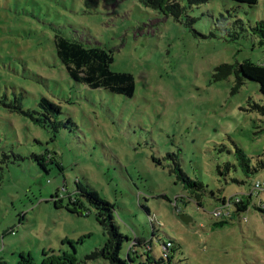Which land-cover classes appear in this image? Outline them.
<instances>
[{
    "label": "rangeland",
    "instance_id": "374dc122",
    "mask_svg": "<svg viewBox=\"0 0 264 264\" xmlns=\"http://www.w3.org/2000/svg\"><path fill=\"white\" fill-rule=\"evenodd\" d=\"M171 1L186 7L178 19ZM221 14L230 29L239 18L250 27L264 19V0H0V264H118L101 255L107 238L94 209L69 210L77 183L115 205L125 236L150 242L151 253L134 248L128 264H264V188L232 224L213 227L231 217L219 209H235L219 198L264 185V117L249 110L250 101L264 105L259 84L246 80L233 94L234 75L213 78L222 63H264V45L224 34ZM58 32L112 49V68L136 78L134 96L74 81ZM43 97L61 107L57 133L33 118H42ZM236 148L258 168L252 175ZM46 152L48 171L33 156ZM175 159L205 185L201 200L170 172Z\"/></svg>",
    "mask_w": 264,
    "mask_h": 264
},
{
    "label": "trees",
    "instance_id": "16d2710c",
    "mask_svg": "<svg viewBox=\"0 0 264 264\" xmlns=\"http://www.w3.org/2000/svg\"><path fill=\"white\" fill-rule=\"evenodd\" d=\"M153 1V0H142ZM161 0H156L159 2ZM208 0H188L189 4H200ZM238 4H245L249 7L257 6L259 0H232ZM166 8L170 14L176 19L180 18L186 7L182 2L171 1L166 4ZM216 28L221 30L224 34H229L231 37L238 39L240 32H247L251 36L258 37V44L264 45V19L252 24L250 27L244 23L243 20L236 19L235 25L230 29L228 27L229 16L221 14L216 18ZM236 27V28H235ZM249 30L253 33L250 34ZM233 30L235 31L233 34ZM56 51L59 59L65 65L70 77L81 84H84L90 88L98 89L104 88L112 93L124 95L127 97H133L136 92V78L134 74L127 71H117L112 68L114 62V51L107 49L106 47L96 44L85 42L81 39L69 37L58 32L55 35ZM231 75L235 76L234 85L232 87V93H237L239 89L246 83V80L254 81L259 84L260 92L264 98V63H256L251 59H245L242 62L237 63H222L215 68L213 78L215 81H223L228 79ZM38 106L41 109L40 115L42 118L33 117L31 112H25L21 110L20 103L14 107L15 110H19L25 114L30 115L38 123L44 124L46 120H49L53 125L55 132H58L60 125L58 116L61 114V107L51 100L43 97ZM249 110L255 111L264 117V105L254 101L249 102ZM236 157L239 166L245 175L250 176L258 170L256 167L251 166V160L243 152L242 149L236 148ZM34 158L39 165L46 171H48V163L53 159L49 152L44 154H34ZM172 158V155H168ZM177 159V156H173ZM173 160L170 172L176 176V179L181 182L184 189L190 191L191 196L196 200H201L205 191V185L197 180L190 178L181 168L177 160ZM158 162V160H157ZM160 164V163H159ZM264 168V164L262 165ZM227 168V167H226ZM254 188L247 193H244L243 198L238 196L231 197L229 201L225 198H219L218 202L221 205L233 204L235 209L228 211L225 215L231 216L229 219H224L213 224L214 228L224 227L225 225L232 224L234 218L240 217V214L247 211L251 205V201L254 194ZM178 199V197L176 198ZM236 200V201H235ZM67 202L73 209L70 211L79 215H87L94 209V214L98 223L102 226L106 235L107 248L106 251L101 252V255H106L111 261L118 264H128L129 254L138 247L144 246L147 248V253H151L152 249H149L150 242L144 237L128 238L125 236L119 227L117 219L115 217V205L105 199L93 189L87 188L82 183H77L76 189L70 190L67 196ZM148 213L150 210L147 206L144 207ZM10 233V232H9ZM125 240H132L126 254L127 259H123L120 255ZM135 242H137L135 244ZM113 248V252L110 253L109 248ZM97 255V254H96ZM1 264H4L1 263Z\"/></svg>",
    "mask_w": 264,
    "mask_h": 264
},
{
    "label": "built area",
    "instance_id": "2783aa9c",
    "mask_svg": "<svg viewBox=\"0 0 264 264\" xmlns=\"http://www.w3.org/2000/svg\"><path fill=\"white\" fill-rule=\"evenodd\" d=\"M263 188H264V185L261 184L260 182H257V183L255 184V186H254V189H255V190H258V189L262 190ZM227 205H229V204H227ZM224 206H225V205H224ZM222 210H223V209H219V210H218V214H219V215H225V214L227 213V212H226V213L223 214V213H222ZM163 245H164V248L168 250V249H170V247L172 246V241L169 240V241H167V242H163Z\"/></svg>",
    "mask_w": 264,
    "mask_h": 264
},
{
    "label": "water",
    "instance_id": "95a60500",
    "mask_svg": "<svg viewBox=\"0 0 264 264\" xmlns=\"http://www.w3.org/2000/svg\"><path fill=\"white\" fill-rule=\"evenodd\" d=\"M181 220L183 221V222H185V223H188L189 221H188V217H186V216H181Z\"/></svg>",
    "mask_w": 264,
    "mask_h": 264
}]
</instances>
